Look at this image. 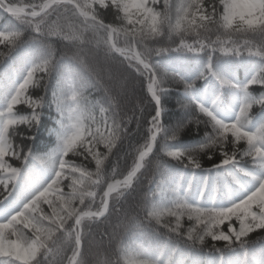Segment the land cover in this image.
<instances>
[{"label":"trees","instance_id":"trees-1","mask_svg":"<svg viewBox=\"0 0 264 264\" xmlns=\"http://www.w3.org/2000/svg\"><path fill=\"white\" fill-rule=\"evenodd\" d=\"M73 1L0 7V264H264V0Z\"/></svg>","mask_w":264,"mask_h":264},{"label":"water","instance_id":"water-1","mask_svg":"<svg viewBox=\"0 0 264 264\" xmlns=\"http://www.w3.org/2000/svg\"><path fill=\"white\" fill-rule=\"evenodd\" d=\"M59 3H63V4H68V5H71L73 7H75L82 16H84L85 18L91 20V21H94L96 23H99L95 18H93L90 14H88L86 11L82 10L74 1L72 0H50L48 1L43 9L41 11H34L32 12L31 14H28L26 12V8L25 7H18V6H11L7 3V1L5 0H0V5H4L6 7L5 9V12L9 15H21V16H31L33 18H37V17H40L41 15L45 14L46 12H48L52 7H54L56 4H59ZM112 32V41H111V44L113 47H115V31L114 30H111ZM119 55L123 56L125 59L127 58L122 52H119ZM134 55L139 59V63L141 64V66L143 68H145L147 66V63L142 59L140 58L139 56V53L137 51V49H135V52H134ZM148 80H149V77H148ZM150 93L153 95V98L155 99V101L158 103L159 105V111H160V107H161V100L157 97V95L153 92V89H150ZM157 138V135L156 137ZM155 147H156V141L154 140V142L152 143V145L147 149L145 150L141 156H140V160L138 162V165L136 167V170L135 172L133 173V175L128 178L127 180H123V181H118V182H115L113 184H111L108 189H107V207H106V210L103 211L102 213L100 214H95V213H85V214H82L81 217L79 218L78 220V223L84 219V218H91V217H97V218H103L105 217V215L107 214L108 210H109V203H110V195H111V192L113 191V189H115L116 187L120 186V185H123V184H127V185H132L134 179L137 177V175L139 174V172L142 170V167H143V163H141V159H145L147 156L151 155L154 150H155ZM81 247H82V243L81 241L79 242V253L81 251ZM78 257H79V254H78ZM77 260L74 261L72 264H76Z\"/></svg>","mask_w":264,"mask_h":264},{"label":"bare ground","instance_id":"bare-ground-1","mask_svg":"<svg viewBox=\"0 0 264 264\" xmlns=\"http://www.w3.org/2000/svg\"><path fill=\"white\" fill-rule=\"evenodd\" d=\"M143 160H144V159L142 158V159H141V163H143Z\"/></svg>","mask_w":264,"mask_h":264},{"label":"rangeland","instance_id":"rangeland-1","mask_svg":"<svg viewBox=\"0 0 264 264\" xmlns=\"http://www.w3.org/2000/svg\"><path fill=\"white\" fill-rule=\"evenodd\" d=\"M252 185V183L250 184V186Z\"/></svg>","mask_w":264,"mask_h":264}]
</instances>
